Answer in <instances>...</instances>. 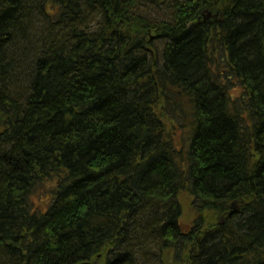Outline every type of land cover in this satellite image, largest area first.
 <instances>
[{
    "label": "trees",
    "instance_id": "16d2710c",
    "mask_svg": "<svg viewBox=\"0 0 264 264\" xmlns=\"http://www.w3.org/2000/svg\"><path fill=\"white\" fill-rule=\"evenodd\" d=\"M87 261L264 264V0H0V264Z\"/></svg>",
    "mask_w": 264,
    "mask_h": 264
},
{
    "label": "rangeland",
    "instance_id": "374dc122",
    "mask_svg": "<svg viewBox=\"0 0 264 264\" xmlns=\"http://www.w3.org/2000/svg\"><path fill=\"white\" fill-rule=\"evenodd\" d=\"M53 186H55V183L52 181L50 184L44 187L37 188L32 194L31 203L35 211L44 212L47 209ZM180 202L182 205V216L180 222L184 232H189L190 229L193 228L195 221H206L205 224H207V222L218 224L224 220L220 217L215 218L212 214H199L197 211L196 202H194L193 199L186 194L181 195ZM232 207L235 209L239 208L234 203Z\"/></svg>",
    "mask_w": 264,
    "mask_h": 264
},
{
    "label": "water",
    "instance_id": "95a60500",
    "mask_svg": "<svg viewBox=\"0 0 264 264\" xmlns=\"http://www.w3.org/2000/svg\"><path fill=\"white\" fill-rule=\"evenodd\" d=\"M231 209H232V210H235L234 207H232ZM80 264H94V263H93V262H90V261H87V262H82V263H80Z\"/></svg>",
    "mask_w": 264,
    "mask_h": 264
}]
</instances>
